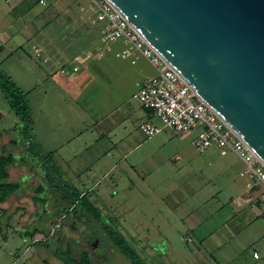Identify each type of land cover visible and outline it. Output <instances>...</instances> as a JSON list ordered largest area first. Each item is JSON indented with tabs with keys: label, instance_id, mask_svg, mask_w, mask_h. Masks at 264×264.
<instances>
[{
	"label": "rangeland",
	"instance_id": "1",
	"mask_svg": "<svg viewBox=\"0 0 264 264\" xmlns=\"http://www.w3.org/2000/svg\"><path fill=\"white\" fill-rule=\"evenodd\" d=\"M32 3L0 0V68L28 94L37 148L43 154L60 150L71 178L60 179L63 172L52 170L51 162L41 166L28 156L9 171V181L20 188L0 203V264H64L55 252L69 251L75 259L87 252L90 264H132L106 241L92 216L59 213L70 193L53 191L45 171L58 185L65 181L80 192L95 187L94 206L114 217L117 233L130 243L140 241L147 253L157 246L165 264H264V213L245 203L236 207L248 194L234 156L198 153L193 134L167 130L147 137L137 128L135 119L145 113L132 95L138 70L151 68L144 61L129 65L108 54L101 62L88 61L93 65L69 81L65 71L72 59L98 43L89 1L54 0L29 8ZM18 123L0 90V154L11 151L10 131ZM114 137L123 143L104 158ZM177 154L182 160L173 168ZM24 173L31 176L20 177ZM93 233L98 239L88 240Z\"/></svg>",
	"mask_w": 264,
	"mask_h": 264
},
{
	"label": "water",
	"instance_id": "2",
	"mask_svg": "<svg viewBox=\"0 0 264 264\" xmlns=\"http://www.w3.org/2000/svg\"><path fill=\"white\" fill-rule=\"evenodd\" d=\"M264 164V0H106Z\"/></svg>",
	"mask_w": 264,
	"mask_h": 264
},
{
	"label": "built area",
	"instance_id": "3",
	"mask_svg": "<svg viewBox=\"0 0 264 264\" xmlns=\"http://www.w3.org/2000/svg\"><path fill=\"white\" fill-rule=\"evenodd\" d=\"M11 4L13 0H3ZM54 0H38L47 5ZM92 12L90 22L99 27L98 43L84 56H75L72 73L85 67L93 58L100 60L111 54L117 59L136 64L146 60L156 75L135 83L132 98L147 112L149 121L140 124L148 136L164 130L176 136L195 134L193 146L204 154L217 151L221 156L234 155L242 164L239 176L249 190L259 189L256 203L264 207V164L233 134L215 112L203 102L186 82L157 54L106 0H88ZM67 72L69 77L73 74ZM157 120L155 123L151 120ZM251 199V198H250ZM248 199L247 201H249ZM259 258L257 252L253 253Z\"/></svg>",
	"mask_w": 264,
	"mask_h": 264
},
{
	"label": "trees",
	"instance_id": "4",
	"mask_svg": "<svg viewBox=\"0 0 264 264\" xmlns=\"http://www.w3.org/2000/svg\"><path fill=\"white\" fill-rule=\"evenodd\" d=\"M38 5V0H33L32 5L29 6L33 7ZM95 31L99 30V27H94ZM100 32H98L99 35ZM97 32L94 38L97 39L98 37ZM96 39H93L88 46H92L94 41ZM78 48V47H77ZM80 52L85 50V48L79 47L78 48ZM0 90L3 93L5 99L7 100L10 108L14 111L15 115L17 116L19 123L18 125L14 126V128L10 131L13 135V140L11 141V151H9L7 154L2 153L0 154V203L4 202L5 199L10 195L15 193L19 188L20 184L18 182H10L9 181V171L12 168H15L20 164L27 163V159L25 157H31L39 160V165H44L46 162H51V168L54 171H58V166L54 161V153L48 152L47 154H43L36 146L32 130H33V117L31 112V107L28 99V94L24 92L18 84L6 73H4L0 68ZM19 149V150H18ZM16 150L19 151V153L16 154ZM27 153L26 156H23L22 153ZM47 155V156H46ZM40 167V166H39ZM37 169V168H36ZM30 170V169H29ZM60 170V169H59ZM46 172V183L48 182L50 184V188L53 191H64L66 194L67 192L70 193L69 197H64L63 199L68 203L66 208H62L59 210V213L68 216L72 211H76V213L81 214L82 212L84 214H88V217L93 218V221L96 222L97 226L100 227V230L103 231V233L106 234L108 237L106 241H109L114 247L117 248V250L125 256L132 264H165V262H162L159 260L160 256L158 255V247L151 246V253H147L144 248L140 246V241H137V244L130 243L128 240H125L117 230V223L113 216L110 214H103L101 215L100 209H97L94 204L98 200V197L95 200H92L90 191H78V189L75 186L65 185L62 183L61 185L57 184V181H54V177L50 176L49 171ZM62 174V172H61ZM22 176H31L27 173H24ZM60 179H69L62 174L60 176ZM60 181V180H59ZM59 183V182H58ZM57 184V186H56ZM65 185V187L63 186ZM62 187V190H61ZM42 191V188H37L36 192L37 194H40ZM72 193V195H71ZM64 194V195H65ZM37 198V197H36ZM78 211V212H77ZM73 212V213H74ZM103 213V212H102ZM106 218V220H104ZM102 226V227H101ZM36 230L30 232V235H34ZM99 230H97L98 232ZM88 236V235H87ZM86 238L88 240H92V238H97L96 235L93 233L89 237ZM98 239V238H97ZM136 246H135V245ZM55 255L64 263V264H90V261L88 259V253L82 252L79 259H75L71 251H69L67 254H61L58 252H55Z\"/></svg>",
	"mask_w": 264,
	"mask_h": 264
},
{
	"label": "crops",
	"instance_id": "5",
	"mask_svg": "<svg viewBox=\"0 0 264 264\" xmlns=\"http://www.w3.org/2000/svg\"><path fill=\"white\" fill-rule=\"evenodd\" d=\"M98 32H99V30H97V35H98ZM37 49H39V48H37ZM105 57V56H104ZM74 59V58H73ZM73 59H72V62L71 63H69L70 65H72L71 66V68H73V66H74V64H73ZM104 58H102V59H100V60H97L98 62H101L102 60H103ZM43 62H46L44 59L42 60ZM141 61H144V62H146V63H148L146 60H143V59H141L139 62H141ZM42 62V63H43ZM138 62V63H139ZM129 64V63H128ZM149 64V63H148ZM89 65H93V64H89ZM89 65H86L85 67H80L79 69H77V72H75V73H72V69L70 68L69 70H66L65 72H70V73H72L74 76H73V78H71V77H69L68 75H66V77L68 78V80L69 81H74V80H76V79H79V77L81 76V73L83 72V69H84V71H86V69H88V66ZM129 65H133V64H129ZM135 65V64H134ZM150 65V64H149ZM150 67L151 68H148L147 70H145V68L144 67H142L141 69H139L138 70V72H137V78L138 79H135V81H134V85H135V83L136 82H138V81H142V80H144V79H146L147 77H150V76H154V75H156V70L150 65ZM116 68V67H115ZM125 69H126V67H125ZM116 70H118V69H116ZM127 71H129L130 72V70H128V69H126ZM107 71V70H106ZM110 72H112V74H114L116 71L115 70H111ZM143 110V109H142ZM144 111V110H143ZM144 115H143V117H142V119H141V117H138V119H135L136 120V126H137V128L138 129H140V124L141 123H143L142 122V120L143 119H145V116H147L148 117V114H147V112L146 111H144ZM106 115V114H105ZM149 118V117H148ZM142 130V129H141ZM143 132H144V134L147 136V137H150V136H148L146 133H145V131L144 130H142ZM164 131H167V130H164ZM169 131V130H168ZM163 132V131H162ZM171 132V131H170ZM172 133V132H171ZM100 135V134H99ZM194 135V137H195V134H193ZM152 137V136H151ZM101 139L102 138H97V139H94L95 141H101ZM94 140H92V141H94ZM123 138H111L110 140H109V143L111 144V147H110V151H106L105 149H103V151H102V153L104 154L103 156H104V158H106V157H108L109 155H111V153H112V151L114 150V151H116L117 152V150H118V148L119 147H121V144L123 143ZM194 140V139H193ZM168 140L167 139H163V143L162 144H164V145H166V143H168L167 142ZM141 143H137V145H135L130 151H132V150H134L136 147H138L139 145H140ZM89 144L88 143H86V142H83V148H82V151L84 150V151H87V146H88ZM192 145H193V141H192ZM82 151L80 150L79 151V153H82ZM52 152L54 153V161H55V163L57 164V166H58V168L63 172V175L64 176H66L68 179L69 178H71V173H69L68 171H70L69 169H65V170H63L64 168H63V166L65 167V163H63V162H61L62 160H66L65 159V156H63L62 154H60V150H55V149H52ZM211 153H217V154H219L217 151H210ZM73 153V152H72ZM75 153H77L76 151H74V154ZM128 152H126L125 154H122L121 155V158H123L126 154H127ZM220 155V154H219ZM229 155H231V154H229ZM221 156V155H220ZM226 156H228V155H226ZM232 156H234V155H232ZM222 157H225V156H222ZM234 158H235V160L237 161V163L239 164V167L240 168H242V164H241V162L239 161V160H237V158L234 156ZM182 160V158H180L179 157V155L177 154V155H175L174 157H173V159H172V163L173 162H176L175 164H172L173 165V168H175V166H176V164L178 163V162H180ZM75 166V165H74ZM74 166H72V169H75V167ZM113 168V167H112ZM111 168V169H112ZM239 168V169H240ZM76 169H77V167H76ZM186 169V167H184L183 168V170H185ZM92 188V187H91ZM89 189V191L90 192H93V189L95 188H93V189ZM245 188H246V193L245 194H248L247 195V197L245 198V197H243L242 199H241V201L243 202H237L236 203V207L238 206V207H240L241 205H243L244 203V206L246 205V206H248V207H261V210L263 211V213H264V207H262V206H260V205H258L257 203H256V197H257V195H258V193H259V189L255 186L254 188H252V189H250L249 190V193H247V191H248V189H247V187H246V183H245ZM251 198V199H250ZM248 199H250L249 201H247ZM261 214V213H260ZM257 216H259V214H257ZM26 237V236H25ZM254 252H257L256 250H254ZM255 259V258H254Z\"/></svg>",
	"mask_w": 264,
	"mask_h": 264
}]
</instances>
